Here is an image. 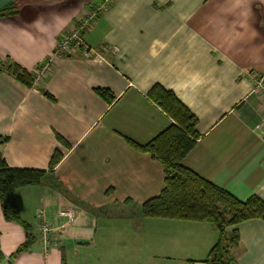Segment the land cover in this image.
<instances>
[{"label": "crops", "instance_id": "0c3cea01", "mask_svg": "<svg viewBox=\"0 0 264 264\" xmlns=\"http://www.w3.org/2000/svg\"><path fill=\"white\" fill-rule=\"evenodd\" d=\"M93 1L0 0V59L33 73L53 65L31 86L0 72L1 152L10 167L46 171L15 191L28 230L0 199V264L204 262L218 240L212 223L133 213L162 191L166 169L128 139L148 143L172 122L148 95L161 84L198 117L183 164L241 200L264 199V0H113L83 35L89 52L57 54ZM69 206L76 219L63 228ZM40 211L55 228L47 253ZM237 227L238 262L264 264V220Z\"/></svg>", "mask_w": 264, "mask_h": 264}, {"label": "trees", "instance_id": "16d2710c", "mask_svg": "<svg viewBox=\"0 0 264 264\" xmlns=\"http://www.w3.org/2000/svg\"><path fill=\"white\" fill-rule=\"evenodd\" d=\"M7 9H0V17ZM3 71L14 74L28 86H31L36 79L33 72L11 59L5 61L0 59V72ZM96 91L110 102L115 98L107 88H97ZM148 95L172 118V122L148 143L140 144L128 139L133 147L151 154L166 169L164 188L158 195L141 204L142 215L210 222L218 232V240L204 260L205 264H240L235 255V249L238 248L241 240L237 226L255 218L264 220V199L259 195H252L247 200H241L224 187L184 165V157L200 137L197 130L198 117L173 90L161 84H155ZM7 139L0 136V146ZM61 158L62 153L55 151L50 161V168L53 169ZM45 175V170L10 167L0 149V199L7 220L17 221L27 230L29 229L30 226L23 220L21 210L15 201V191L25 185L42 183ZM31 241L32 237L29 236L28 240L18 248L17 253L27 250ZM4 257L0 250V262Z\"/></svg>", "mask_w": 264, "mask_h": 264}, {"label": "built area", "instance_id": "2783aa9c", "mask_svg": "<svg viewBox=\"0 0 264 264\" xmlns=\"http://www.w3.org/2000/svg\"><path fill=\"white\" fill-rule=\"evenodd\" d=\"M112 2L113 0L93 1V3L88 6L84 16L80 19V21L75 24L69 32L61 35L55 52L59 55H65L77 49H83L85 53L89 52L91 49L85 43L83 35L86 31L92 28V26L97 22L99 14L109 7ZM52 67L53 65L51 60H48L41 65H38L34 70V74L37 78L42 79L51 72ZM254 77L258 78L256 75H254ZM256 86L264 95L263 78L256 81ZM60 214L67 219V222L62 225L64 228L68 224L75 222L77 209L75 206H69L61 209ZM39 218H41V221L38 225V237L42 243L44 252L47 253L50 249L51 236L55 231V228L44 218V213L42 211L39 213Z\"/></svg>", "mask_w": 264, "mask_h": 264}, {"label": "rangeland", "instance_id": "374dc122", "mask_svg": "<svg viewBox=\"0 0 264 264\" xmlns=\"http://www.w3.org/2000/svg\"><path fill=\"white\" fill-rule=\"evenodd\" d=\"M87 8H88V6H87ZM87 10V9H86ZM136 212H139L140 214H139V218L141 217H144L143 215H142V213H141V210H140V208H136V210H135V212H133V213H136ZM138 218V219H139ZM209 225H211V224H209ZM186 262H181V264H185ZM196 264H205L203 261H197L196 262Z\"/></svg>", "mask_w": 264, "mask_h": 264}]
</instances>
